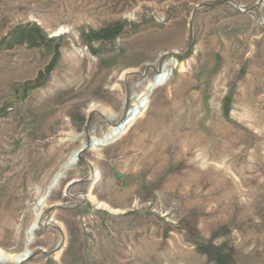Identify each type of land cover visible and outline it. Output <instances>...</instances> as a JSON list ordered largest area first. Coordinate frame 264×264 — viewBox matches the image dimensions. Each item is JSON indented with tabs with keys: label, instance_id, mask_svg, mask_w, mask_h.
Segmentation results:
<instances>
[{
	"label": "rangeland",
	"instance_id": "obj_1",
	"mask_svg": "<svg viewBox=\"0 0 264 264\" xmlns=\"http://www.w3.org/2000/svg\"><path fill=\"white\" fill-rule=\"evenodd\" d=\"M233 1L254 10L225 0H0L1 249L29 248L24 264H264V7ZM160 54L186 72L174 69L130 127L117 122L123 135L98 146L97 159L88 142L109 127L90 106L157 74ZM126 70L136 72L121 81ZM70 131L87 145L46 194ZM39 200L54 226L28 236ZM10 233L18 239L7 244Z\"/></svg>",
	"mask_w": 264,
	"mask_h": 264
},
{
	"label": "bare ground",
	"instance_id": "obj_2",
	"mask_svg": "<svg viewBox=\"0 0 264 264\" xmlns=\"http://www.w3.org/2000/svg\"><path fill=\"white\" fill-rule=\"evenodd\" d=\"M263 2L264 0L260 1V5H262ZM241 9L245 10L243 8ZM66 33H67L66 28H60L56 32L55 35L62 36V35H65ZM164 57H166V55L160 54L158 58L156 59L155 64L157 66H155V70H157V68L159 67V72L157 74L153 75L147 80L143 79L140 76L142 79L141 84L136 85V86L134 85V81L136 80L137 77H133L130 80L131 89L129 87H125V84L121 85V84L115 83L116 85L114 86L113 90L117 92L114 93V95L111 94V97H110L111 103L100 104V102L98 103L95 102L90 106L88 110V116H90L93 112H98L102 115V117L108 123L109 128L101 136L100 139L98 140L93 139V141L88 142L87 140L88 136L77 134L74 131H70L69 133H66V134L63 133V137L60 142L64 143L63 147L67 149L70 152V154L67 157V159L64 161V163L60 166V168L50 177V179L46 183L45 185L46 194L52 195V193H54L55 190L58 189L59 183L63 181L65 178H67L71 170H74V169H70L72 168L71 165L72 163L76 161L79 151L82 148L86 147L87 142L89 143L88 145V147H90L89 149L93 153H95L96 158L99 160L102 159V155L100 154L99 147L108 146L109 144L117 141L123 135V132L120 130L121 128H117V127L115 128L114 125L117 122H121L123 124V128L130 127L138 118L143 117L145 115V112L149 109L148 103H146L147 101L145 102V100L152 97L154 93L161 91L162 89H164L167 85L171 83L173 76H174L173 75L174 69L180 67L181 72H186L184 64L179 62L176 58L169 57L167 60L163 61ZM74 60L75 59L73 58L72 61ZM135 72H136L135 70L124 71L123 74L121 75V81H126L128 76L134 74ZM80 78H81V75L80 77H78V79ZM94 83H95L94 86L99 87L101 80H96ZM138 111H141V112L138 114L137 113ZM70 122H68L69 123L68 125H70ZM91 138H95V135H91ZM77 143H80V147H76ZM96 172L97 171L93 172L92 181L94 182L92 183V188L96 184V181H97V178H95ZM31 177H32L31 180L39 179L38 175L36 176L32 174ZM73 184L74 182L72 181L69 182L66 187L67 190H69ZM80 197L83 199H87V196L85 195H81ZM35 204L36 205L31 207V211L33 214V221L27 229L28 236H31L33 233L35 234L36 232L40 231L43 228L54 226L49 221H45V222L42 221V217L45 213V208L43 207V205L45 204V201L39 200ZM14 239H18V236L17 237L13 236L10 233V236L6 238L4 242L9 244ZM60 253L61 251L58 252V254ZM32 255H33V252L27 247H25L23 251L15 255L6 253L3 249L0 248V262H4L5 260H8V261H11L13 264H24L26 261L30 260Z\"/></svg>",
	"mask_w": 264,
	"mask_h": 264
},
{
	"label": "water",
	"instance_id": "obj_3",
	"mask_svg": "<svg viewBox=\"0 0 264 264\" xmlns=\"http://www.w3.org/2000/svg\"><path fill=\"white\" fill-rule=\"evenodd\" d=\"M226 2H229V3H235L233 0H225ZM237 4V3H236ZM206 5H202V6H197L196 7V10H199L203 7H205ZM238 6V5H237ZM239 10L242 11V12H252L254 9H245V10H242L240 7H239ZM193 17H194V14H193ZM192 17V19H193Z\"/></svg>",
	"mask_w": 264,
	"mask_h": 264
},
{
	"label": "built area",
	"instance_id": "obj_4",
	"mask_svg": "<svg viewBox=\"0 0 264 264\" xmlns=\"http://www.w3.org/2000/svg\"><path fill=\"white\" fill-rule=\"evenodd\" d=\"M260 6L261 7H264V2L262 3V5H260V1L257 2V5L255 6L256 9H260Z\"/></svg>",
	"mask_w": 264,
	"mask_h": 264
},
{
	"label": "crops",
	"instance_id": "obj_5",
	"mask_svg": "<svg viewBox=\"0 0 264 264\" xmlns=\"http://www.w3.org/2000/svg\"><path fill=\"white\" fill-rule=\"evenodd\" d=\"M236 5V7L240 6V8H243L244 9V6L240 5V4H236V2L234 3ZM238 5V6H237ZM239 8V7H238Z\"/></svg>",
	"mask_w": 264,
	"mask_h": 264
}]
</instances>
